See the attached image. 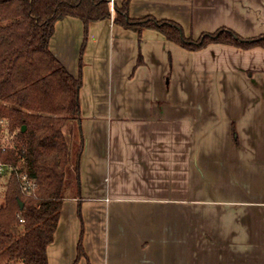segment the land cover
Wrapping results in <instances>:
<instances>
[{"label":"crops","instance_id":"1","mask_svg":"<svg viewBox=\"0 0 264 264\" xmlns=\"http://www.w3.org/2000/svg\"><path fill=\"white\" fill-rule=\"evenodd\" d=\"M128 14L193 38L264 34V0H130ZM83 35L66 16L48 42L73 76ZM81 76V218L66 194L47 264L74 263L81 223L76 264H264V48L189 51L150 28L138 45L110 17L89 24Z\"/></svg>","mask_w":264,"mask_h":264},{"label":"trees","instance_id":"2","mask_svg":"<svg viewBox=\"0 0 264 264\" xmlns=\"http://www.w3.org/2000/svg\"><path fill=\"white\" fill-rule=\"evenodd\" d=\"M0 0V120L11 136L0 141V162L10 163L35 181L23 192L15 171L5 177L0 198V264H47L46 248L52 242L65 193L66 167L70 161L64 127L77 123L79 143L74 158V194L80 213L79 160L83 148L79 90L89 24L111 17L113 23L136 32L138 43L145 28L195 51L209 43L242 49L264 48V34L244 37L228 27L186 36L182 26L152 15L133 18L130 0ZM76 17L83 23L79 73L73 76L48 47L57 20ZM141 63L138 55L137 64ZM24 127V128H22ZM19 202L22 205H19ZM22 219V221H20ZM83 224L73 264L84 255Z\"/></svg>","mask_w":264,"mask_h":264},{"label":"rangeland","instance_id":"3","mask_svg":"<svg viewBox=\"0 0 264 264\" xmlns=\"http://www.w3.org/2000/svg\"><path fill=\"white\" fill-rule=\"evenodd\" d=\"M138 45H139V43H138ZM168 64L171 65V59L169 60ZM169 69H171V66H169ZM168 79H170L169 73L166 74V80H168ZM63 130H64V134L66 136V139H67L68 144H69V149H70V161L66 167V179H65V193L69 194V193H72L75 191L74 190L75 186H74V182H73L74 181V158H75V154H76V151L78 148V143H79V135H78V129H77L76 121L74 119L69 120ZM10 139H11V136L9 135L7 130L0 126V141L3 143H8L10 141ZM4 180H5V178H3V177L0 178V191H1V187L3 186ZM0 198H1V192H0ZM82 237H83V235H82Z\"/></svg>","mask_w":264,"mask_h":264},{"label":"built area","instance_id":"4","mask_svg":"<svg viewBox=\"0 0 264 264\" xmlns=\"http://www.w3.org/2000/svg\"><path fill=\"white\" fill-rule=\"evenodd\" d=\"M108 2L110 11L112 12L114 0H109ZM0 126L6 129L5 122L3 120H0ZM12 171H15L17 177L19 178L23 192L29 193L34 189L35 181L29 178L25 172H17L16 168L10 163L0 162V178H5ZM20 221H22V219H20Z\"/></svg>","mask_w":264,"mask_h":264},{"label":"water","instance_id":"5","mask_svg":"<svg viewBox=\"0 0 264 264\" xmlns=\"http://www.w3.org/2000/svg\"><path fill=\"white\" fill-rule=\"evenodd\" d=\"M22 128H24V127H22ZM19 205L21 206V205H22V203H21V202H19Z\"/></svg>","mask_w":264,"mask_h":264}]
</instances>
